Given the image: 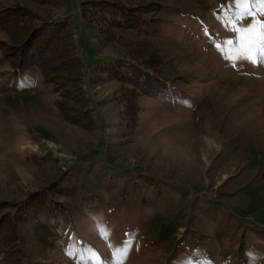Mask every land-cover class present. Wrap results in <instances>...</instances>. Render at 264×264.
I'll return each mask as SVG.
<instances>
[{"label": "rangeland", "instance_id": "1", "mask_svg": "<svg viewBox=\"0 0 264 264\" xmlns=\"http://www.w3.org/2000/svg\"><path fill=\"white\" fill-rule=\"evenodd\" d=\"M8 9L29 22L0 26V264H264V65L228 59L230 21L252 23L236 0ZM39 18L70 21L55 89L4 56Z\"/></svg>", "mask_w": 264, "mask_h": 264}, {"label": "trees", "instance_id": "2", "mask_svg": "<svg viewBox=\"0 0 264 264\" xmlns=\"http://www.w3.org/2000/svg\"><path fill=\"white\" fill-rule=\"evenodd\" d=\"M7 12L8 13L11 12L12 17L10 16L7 17V19H5L3 15ZM17 12H18L17 10L14 11V15H13V11L9 9L6 11H2L0 13L1 28L5 29L6 27L7 30L8 28H10L13 31L11 32L8 31V32L12 33L15 31L17 25L29 22L24 19L18 20V18L16 17ZM19 12H23V11L19 9ZM104 14L105 17L108 19V21H110L111 23L114 22L115 20H119L118 21L119 25L133 26L132 24H135L134 21L135 18L132 13L113 14L111 11H106L104 12ZM26 17L28 18V15H25V18ZM36 22L37 23L35 24L30 23V25L21 27L22 33L17 35L15 38H13L15 41L17 40L22 41L21 44L19 45L18 51L17 52L14 51V53L11 55L4 51V56L13 66V70L11 74L14 76V78L16 79H23L25 77L30 78L31 76L36 74L41 78H44V80L46 79L47 83L50 85L52 84L54 87L52 73H57L56 72L57 67L55 64H51L49 62L54 61L53 60L54 57L60 55L70 56L72 60L74 59L73 51L69 50L66 47L67 43L65 44V39H62V37L63 38L67 37L68 41L70 39L69 36L70 33L66 29L70 21L66 19L44 20L42 18L41 19L39 18L36 20ZM76 62L78 64V61ZM146 73L142 72L140 78L135 76L131 78V81L134 82V87L136 88L140 87L145 90H148L150 85H148V81L146 80L153 81L154 84H156L155 78H153L151 75H148V73L147 74ZM50 75H52V77ZM65 77L71 78L70 80H73L75 81V83H78V80L76 81V78L78 77V72L75 71L74 69L71 72H69V74H66ZM156 86L158 87L159 84ZM59 110L61 112L63 110L60 105H59ZM9 235L12 237L11 233L8 234L7 240L11 238Z\"/></svg>", "mask_w": 264, "mask_h": 264}, {"label": "snow or ice", "instance_id": "3", "mask_svg": "<svg viewBox=\"0 0 264 264\" xmlns=\"http://www.w3.org/2000/svg\"><path fill=\"white\" fill-rule=\"evenodd\" d=\"M236 5L241 9L238 14L239 18H251L252 23L236 26L235 20L230 21L237 33L238 47L235 48L236 55L229 56L228 59L245 60L254 65H264V21L256 19L260 14H264V0H236ZM253 5H256L255 9ZM227 44L233 45L234 42L228 40ZM127 251V248L117 250L116 254L121 257L117 264H124Z\"/></svg>", "mask_w": 264, "mask_h": 264}]
</instances>
